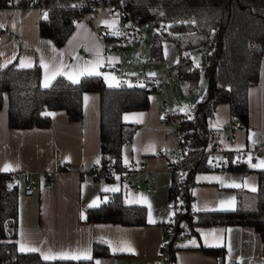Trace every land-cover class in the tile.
<instances>
[{
	"label": "crops",
	"instance_id": "1",
	"mask_svg": "<svg viewBox=\"0 0 264 264\" xmlns=\"http://www.w3.org/2000/svg\"><path fill=\"white\" fill-rule=\"evenodd\" d=\"M45 13V8L32 4L0 6V25H4L0 35V67L8 61L20 67L21 58L31 66L38 65L42 87H45L46 78L49 85L57 73L68 79L67 73L75 74L80 69L94 67L101 73L105 84L116 85L118 70L112 67L115 62L120 63L122 73L136 74L135 71L123 70V57L130 46L118 54L110 38L101 39L96 35L100 24L113 23L115 17L99 15L100 12L95 11L92 14L96 17L92 18L85 12L74 22L62 44L56 46L49 36L38 33V21ZM80 44L84 47H79ZM256 45L262 47V54L258 80L247 91V121L244 128L232 129L230 140L220 142L226 148L249 147L255 140L264 139V39ZM105 76L109 77L108 81ZM112 77H115L114 82ZM161 98L160 93L149 94L145 108L122 113L123 121L136 123L137 127L131 141L122 148L121 166L127 161L135 169L131 174H111V179L100 174L94 176L90 171L99 163L100 157L96 91L83 93L79 119H68L61 108L50 109L46 112L54 115H49L50 122L46 126L9 127L6 101L2 102L0 171L6 164L10 165L12 170L3 172H10L17 186L16 250L21 251L22 245L25 251L35 248L34 252L41 258L45 254L78 255L82 250H87L91 256L92 241L98 240L106 244L109 253L94 257L95 264L97 261L99 264H153L159 259L162 243L168 244L167 233H170L174 215V208L168 204L171 174L167 170L165 156L154 157V154H169L174 143L169 124L160 119ZM227 122L208 125L214 131H225L229 130ZM262 160L264 155L238 168H209L197 172L190 186L193 208H234L243 189L255 188L256 169L262 167L250 165ZM145 173L152 178V187L146 183ZM130 178L132 183L128 184ZM246 179L249 182H245ZM112 188L124 192L126 203L135 202L145 207L143 223L120 224L84 219L86 209L106 199L107 194L114 192L106 189ZM150 215L154 222H149ZM121 241H126L134 251H113V248L121 247ZM202 247L222 250L207 253ZM56 259H60L59 256ZM171 262L260 264L261 259L254 232L237 224H228L202 228L198 235L182 232ZM169 263L170 260L166 264Z\"/></svg>",
	"mask_w": 264,
	"mask_h": 264
},
{
	"label": "trees",
	"instance_id": "2",
	"mask_svg": "<svg viewBox=\"0 0 264 264\" xmlns=\"http://www.w3.org/2000/svg\"><path fill=\"white\" fill-rule=\"evenodd\" d=\"M82 0H10V5H37L45 8L38 21V33L49 36L56 46L62 44L74 22L85 12ZM127 14L137 23L152 22L165 25L153 31L149 42V57L162 58L163 39L171 40L177 50L173 64L175 78L184 93L196 87L199 65L189 54L204 48L207 58L206 85L190 113H179L185 131L186 153L179 175L171 172L169 193L181 194L179 211L170 225L167 254L171 261L181 232L198 235L200 229L212 225L237 224L254 232L255 245L264 264V168L256 169L253 204L245 207L239 198L231 209L195 210L190 186L199 171L214 168L207 163L206 149L215 131L208 125L215 105L226 102L229 115L244 125L247 121L248 87L258 80L262 47L256 42L264 39V0H122ZM5 5L0 0V6ZM162 13V14H161ZM40 67H18L14 62L0 67V107L7 106V125L14 128L46 126L50 122L47 110L61 108L68 119L82 115V95L85 91L98 93L99 167L106 170L121 167V151L133 136L136 123L122 120L126 110L143 109L148 105L150 87L144 85L109 86L100 75H82L77 83L57 74L47 87L39 83ZM117 85V84H116ZM186 114L185 118H182ZM241 165H229L238 168ZM123 174V173H119ZM128 174V173H126ZM111 179V174L104 175ZM131 179V178H130ZM246 193V194H247ZM245 194V195H246ZM252 198V197H251ZM175 204V202H173ZM176 205V204H175ZM84 219L139 224L145 220V207L126 203L122 190L110 192L96 206L88 207ZM17 225V186L10 172L0 171V264H95L94 257L109 253L105 243L93 240L91 258L49 259L34 251H18L15 246ZM207 253L222 248L202 247Z\"/></svg>",
	"mask_w": 264,
	"mask_h": 264
},
{
	"label": "built area",
	"instance_id": "3",
	"mask_svg": "<svg viewBox=\"0 0 264 264\" xmlns=\"http://www.w3.org/2000/svg\"><path fill=\"white\" fill-rule=\"evenodd\" d=\"M4 3L5 5H10V0H4ZM80 7L87 8L93 12L101 11L103 16L115 17L113 23L100 24V27L96 30V35L101 39L110 38L118 54H121L129 42L134 40L138 34L139 26L136 17H130L127 14L122 0H82ZM111 24H114V27H109ZM3 27L4 25L2 24V26H0V35L3 33ZM79 47L83 48L84 45L80 44ZM112 67L118 70L115 75L118 85H144L150 87V91L153 93L162 92L164 88L163 78L175 74L174 68L171 65L166 67L163 77L125 75L120 71L119 62L113 63ZM160 107V119L162 122L169 124L174 142L171 152L165 156L167 170L169 173L176 172L177 175H179L182 166V158L186 153L185 131L179 122V117L177 121L173 119V115H171L170 110L167 109V103L164 98L160 100ZM185 117L186 114H183L182 118ZM227 125L229 130H216L213 139L209 142L208 148L206 149L207 163L209 166L214 168H227L229 165L244 164L246 160L253 162L257 156L264 155V139L255 140L249 147L226 148L220 145L221 141L230 140L233 137V128H244V124L235 117H232ZM134 169L133 164L127 162L118 169H114L112 166L107 165L105 171L97 164L91 168L90 171L94 176L97 174L104 176L106 174L115 173L131 174ZM145 181L148 186H153L152 178L147 174L145 176ZM127 183L131 184L132 180L129 179ZM29 187H32V185ZM174 196L181 198V194L178 191L174 192ZM180 209V204H176L174 213ZM169 235L170 233H167L168 237ZM167 245V243H162L159 251V259L153 262V264H166L169 261Z\"/></svg>",
	"mask_w": 264,
	"mask_h": 264
},
{
	"label": "rangeland",
	"instance_id": "4",
	"mask_svg": "<svg viewBox=\"0 0 264 264\" xmlns=\"http://www.w3.org/2000/svg\"><path fill=\"white\" fill-rule=\"evenodd\" d=\"M99 15H101V11ZM89 15L93 16L95 14L88 12ZM96 17V16H95ZM139 30L138 34L129 42L127 46L128 51L125 52L123 57V70L124 71H135L136 74L132 76H158L163 77L165 73V69L167 66H173L176 57L177 50L174 43L171 40L163 39L162 41V58L161 59H152L149 57V42L150 37L153 31H158L165 29V25L160 23L154 24L152 22H141L138 24ZM126 46V47H127ZM189 54L193 56L196 60V64L199 65V77L197 81V85L191 91L184 93L180 88L175 75L165 76L163 78L164 88L162 92H160V98H164L167 103V109L170 110V114L173 115V119L177 121L179 117V113L184 112L185 108L191 109L195 101L200 97L203 89L206 85V74L205 70L207 67V58L205 55V50L202 48L192 49L189 51ZM139 70V71H137ZM126 75V74H125ZM128 75V74H127ZM153 94V93H150ZM161 98V99H162ZM178 106V107H176ZM223 106V110H222ZM229 121V112L226 102L218 103L216 109L214 110L213 116L211 117L210 125H214V123L227 122ZM228 123V122H227ZM166 156L164 153H160L159 155L154 154V157ZM251 162L248 160L245 161V164L248 165ZM242 165V164H241ZM238 166V165H235ZM125 179V178H123ZM127 180V179H125ZM245 182H249V179H246ZM248 191H242L241 198L246 202L243 204L245 207H250L253 204V196L248 195ZM247 193V194H246ZM246 194V195H245ZM252 197V198H251ZM169 205L170 207H175V204H179L180 198L175 197L173 194L169 193ZM175 202V204H173Z\"/></svg>",
	"mask_w": 264,
	"mask_h": 264
},
{
	"label": "snow or ice",
	"instance_id": "5",
	"mask_svg": "<svg viewBox=\"0 0 264 264\" xmlns=\"http://www.w3.org/2000/svg\"><path fill=\"white\" fill-rule=\"evenodd\" d=\"M0 26H2V25H0ZM109 27H114V24L109 25ZM114 34H119V33H114ZM8 62L10 63L11 61H8ZM19 66L20 67H31V64L30 63H26L25 60L23 58H21L20 65ZM98 66L99 65H96V67H98ZM57 74H60V73H57ZM85 74H87V75H101V73L98 72V71H96L95 70V67H94V68H84V69H80L75 74H73V73H67V76H68V79L71 80L73 83H77L78 82V77L79 76H82V75H85ZM105 80L108 81L109 80V77L108 76H105ZM111 80L114 82L115 81V77H112ZM47 86H48V79L46 78L45 87H47ZM109 86H114V85H113V83H110ZM115 86H118V84L115 85ZM85 99H87V97H85ZM44 114L45 115H54L53 113H44ZM125 162L127 163V161H125ZM250 166L264 168V160L260 161L258 164H254V165H250ZM9 170H12L11 169V166L8 165V164H6L4 166V168H3V171H9ZM106 190L117 191L116 188L106 189ZM252 190L255 191V188H253ZM221 203L223 204L224 202H221ZM230 203H234V202H230ZM93 205H95V201L93 202ZM82 218H83V216H82ZM149 222L150 223L151 222H154L153 220H151V215L149 217ZM107 243H109L111 245V242L110 241H108ZM189 243H193L194 244L195 241H190ZM120 244H121V247H119V248H113V251H117V250H119V251H129V252L134 251L131 248V246H129L127 244L126 241H121ZM20 250L21 251H25L26 249L22 245ZM27 250L28 251H36L37 249H35V248H29ZM58 256L61 259H68V258L75 259V260H80V259H88V260H90V259H92L87 250H82L80 252V254H78V255H71V256H69V254H67V253L54 254V255H47V254H45V255H43V258L45 260H49V259H56V258H58ZM97 264H99L98 261H97Z\"/></svg>",
	"mask_w": 264,
	"mask_h": 264
},
{
	"label": "water",
	"instance_id": "6",
	"mask_svg": "<svg viewBox=\"0 0 264 264\" xmlns=\"http://www.w3.org/2000/svg\"><path fill=\"white\" fill-rule=\"evenodd\" d=\"M176 107H178V106H176ZM184 113H190V109L189 108H185L184 109Z\"/></svg>",
	"mask_w": 264,
	"mask_h": 264
}]
</instances>
